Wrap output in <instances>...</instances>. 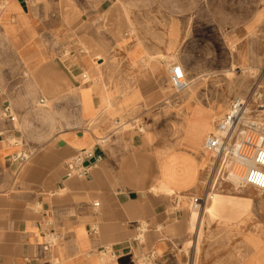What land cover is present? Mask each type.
<instances>
[{"label": "crops", "instance_id": "0c3cea01", "mask_svg": "<svg viewBox=\"0 0 264 264\" xmlns=\"http://www.w3.org/2000/svg\"><path fill=\"white\" fill-rule=\"evenodd\" d=\"M112 9V0H0V264H187L184 252L196 254L201 239L199 228L191 236L187 203L206 190L192 146L197 127L203 144L220 110L184 103L182 115L170 111V37L132 48L130 67L111 61L104 24ZM186 34L196 69L201 45ZM215 34L227 49L239 39ZM176 62L188 76L186 60ZM132 111L150 116L142 134L121 124ZM83 151L97 155L78 177L70 161ZM256 221L238 264H264V205ZM234 257L210 253L211 264Z\"/></svg>", "mask_w": 264, "mask_h": 264}, {"label": "rangeland", "instance_id": "374dc122", "mask_svg": "<svg viewBox=\"0 0 264 264\" xmlns=\"http://www.w3.org/2000/svg\"><path fill=\"white\" fill-rule=\"evenodd\" d=\"M112 5L113 14L105 17L104 30L108 38L115 42L116 49L111 51V61H117L119 67H130L132 48L162 47L164 36L165 39L170 37L171 41L166 48V65L169 61L173 65L177 63L176 60H186V89L176 92L168 83L167 77L165 79V93L170 96L168 101L171 112L182 115L184 103L220 110L208 129L211 132L216 122L228 111L231 102L248 99V106L244 108L240 119L256 126L257 123L264 126V14L256 17L259 8L264 12V0H112ZM249 14L251 17H248ZM216 29L237 32L239 39H236L235 48L227 49L221 42H217ZM182 32H187L186 38L201 45L196 52L199 62L197 70L194 65L190 66L191 60L194 62L196 59L187 55L189 45L182 44ZM152 53L161 54L158 50H153ZM161 61L162 57L160 63ZM247 67L254 68L253 74L244 70ZM195 74H202L203 77L195 78ZM135 111L121 116V124H146L150 116L136 114ZM241 129L243 126L239 124V130ZM196 133H202L200 127H197ZM192 147L201 150L199 157L201 156L205 167L200 184L206 191L191 194L192 197L203 200L200 208L193 207L187 200L188 211L196 216L191 236L199 228L201 239L195 255L190 251L184 252L187 264H211L212 248L230 250L235 255L229 259L230 262L238 264L250 247L249 236L258 234L256 220L259 216V202L264 198V193L248 187L237 188L229 179V158L212 167V155L203 152L202 144H193ZM209 188L223 199V205L205 203L207 192L211 191H208ZM246 202H251V209L237 206ZM206 218L207 225L200 227V220ZM251 246L257 249L252 241ZM191 247L192 243L189 242L187 250Z\"/></svg>", "mask_w": 264, "mask_h": 264}, {"label": "built area", "instance_id": "2783aa9c", "mask_svg": "<svg viewBox=\"0 0 264 264\" xmlns=\"http://www.w3.org/2000/svg\"><path fill=\"white\" fill-rule=\"evenodd\" d=\"M28 1V0H27ZM169 83L176 92H181L186 89V77L183 69L178 64H173L169 71ZM249 100H239L231 102L228 111L217 121L213 130L208 133L203 144V152L207 155H212V158L217 164L224 153L231 149V144L235 141L234 137H230L235 126L237 125L244 108L248 105ZM43 104V101H40ZM115 130L121 129L118 122L114 123ZM246 134L242 139L241 145L234 151L236 162L247 164L249 160L253 161V166L250 167L241 182L242 188H252L256 191L264 192V135H256L257 127L253 123H249L246 127ZM136 131L139 134L143 133L141 125H137ZM257 137L255 141L254 137ZM251 150L252 158L244 152ZM96 158L95 151H83L78 153L71 161L70 168L78 177H85L91 166V161ZM16 160L26 162L28 157L18 156ZM190 203L193 207L200 208L203 200L197 197H190Z\"/></svg>", "mask_w": 264, "mask_h": 264}, {"label": "bare ground", "instance_id": "6f19581e", "mask_svg": "<svg viewBox=\"0 0 264 264\" xmlns=\"http://www.w3.org/2000/svg\"><path fill=\"white\" fill-rule=\"evenodd\" d=\"M147 19V18H146ZM134 22V21H133ZM132 29V28H131ZM139 29V28H138ZM133 32V30H132ZM132 34V33H131ZM158 38V37H157ZM154 40V39H153ZM113 41V40H112ZM147 52V51H146ZM156 55V54H155ZM150 57V56H149ZM153 57V56H152ZM149 58L148 61H154L155 63H160V57L157 58V57H153V58ZM147 58V57H146ZM144 60H145V57H144ZM244 70L248 71L250 74H253L254 72V68H245ZM232 72V71H231ZM256 72V71H255ZM230 73V72H229ZM229 88V87H228ZM260 93V92H259ZM206 96V95H205ZM248 106V105H247ZM246 109V108H245ZM264 109V108H262ZM260 112V111H259ZM244 113H246L244 111ZM250 113V112H249ZM259 114V113H258ZM257 114V115H258ZM256 115V116H257ZM246 116V115H245ZM244 117V115H243ZM217 123V122H216ZM239 124H242L243 126V129L239 130ZM249 124L248 121H245V119H239L237 125L235 126L232 134H231V138L234 137L235 141L233 142V144H231V149H228L226 151V153H224L222 155V157L220 158L219 162L220 161H226L227 158H229L228 160V163H229V168H228V172H229V175L231 176V178L227 177L230 179V181L237 187L240 189V187L242 186L241 185V182L245 176V173L246 171L253 166V161L249 160L247 164H241V163H238L236 162V159L234 156V151L239 148V146L241 145V142H242V139L244 138L245 134H246V126ZM257 134L258 135H264V126L261 125V123H257ZM124 128V127H123ZM202 134V133H201ZM201 134L199 133H196L195 134V140L197 141L196 144L197 145H200L198 142H200V137H201ZM258 135V136H259ZM255 141L257 140V137L255 136ZM195 145V144H194ZM246 155H248L249 157L252 158L253 156V152L251 150H247L244 152ZM211 157V156H210ZM207 158V157H206ZM222 159V160H221ZM206 163V162H205ZM208 164V162H207ZM227 167V166H226ZM218 168V167H217ZM221 170V169H220ZM223 170V169H222ZM216 171V170H215ZM214 176V175H213ZM208 180H209V177H208ZM224 181V180H223ZM203 183V182H202ZM206 183V182H205ZM233 185V187H235ZM159 186V185H158ZM210 187V185H209ZM212 188V187H210ZM209 188L208 191H210L211 189ZM231 188V187H230ZM229 188V189H230ZM236 193V192H235ZM243 194V193H242ZM262 195V194H261ZM225 196V195H224ZM261 198V197H259ZM242 199V198H241ZM244 199V198H243ZM255 202V201H254ZM205 203H219L221 205H223V199L220 198L216 193H214V190L210 191V192H207V196L205 197ZM212 204V205H213ZM232 204V203H231ZM208 205V204H207ZM262 206L264 205V198H261L260 199V202H259V206ZM237 206H240L242 208H245L246 210L247 209H251L252 208V204L251 202H246V203H240V204H237ZM238 207V208H240ZM208 210V209H207ZM211 209H209L210 211ZM216 211V210H215ZM214 212V211H213ZM212 214V213H211ZM247 215V214H246ZM213 216V214H212ZM192 227V226H191ZM233 230V229H232Z\"/></svg>", "mask_w": 264, "mask_h": 264}, {"label": "water", "instance_id": "95a60500", "mask_svg": "<svg viewBox=\"0 0 264 264\" xmlns=\"http://www.w3.org/2000/svg\"><path fill=\"white\" fill-rule=\"evenodd\" d=\"M97 155V154H96ZM95 162V159L94 160H92L90 163L92 164V163H94Z\"/></svg>", "mask_w": 264, "mask_h": 264}]
</instances>
